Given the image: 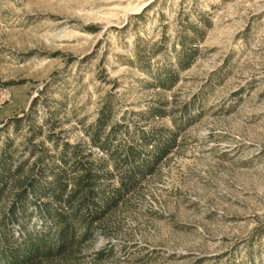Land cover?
<instances>
[{
    "label": "rangeland",
    "instance_id": "rangeland-1",
    "mask_svg": "<svg viewBox=\"0 0 264 264\" xmlns=\"http://www.w3.org/2000/svg\"><path fill=\"white\" fill-rule=\"evenodd\" d=\"M108 109L103 135L162 128L175 141L70 264H264V0H0L12 165L28 174L65 143L101 155L88 134Z\"/></svg>",
    "mask_w": 264,
    "mask_h": 264
},
{
    "label": "trees",
    "instance_id": "trees-1",
    "mask_svg": "<svg viewBox=\"0 0 264 264\" xmlns=\"http://www.w3.org/2000/svg\"><path fill=\"white\" fill-rule=\"evenodd\" d=\"M196 32V27L191 26ZM176 56L177 65H190L195 38H184ZM189 43V44H188ZM189 47L187 48V45ZM165 69L157 76L159 87L173 84L175 75ZM149 116H162L159 109ZM109 109L100 112L89 136L91 148L68 143L55 153L40 150V156L25 174L26 160L12 165L17 148L11 142L0 149V264H70L78 258L80 245L90 236L94 223L154 171L171 151L176 134L162 128L138 131L131 141H117L115 126L104 134Z\"/></svg>",
    "mask_w": 264,
    "mask_h": 264
}]
</instances>
